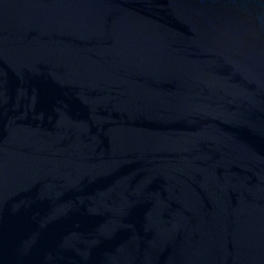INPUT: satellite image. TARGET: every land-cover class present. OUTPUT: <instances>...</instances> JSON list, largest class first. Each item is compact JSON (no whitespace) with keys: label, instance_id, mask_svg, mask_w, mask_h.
I'll list each match as a JSON object with an SVG mask.
<instances>
[{"label":"water","instance_id":"95a60500","mask_svg":"<svg viewBox=\"0 0 264 264\" xmlns=\"http://www.w3.org/2000/svg\"><path fill=\"white\" fill-rule=\"evenodd\" d=\"M0 264H264V0H0Z\"/></svg>","mask_w":264,"mask_h":264}]
</instances>
